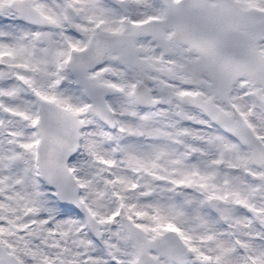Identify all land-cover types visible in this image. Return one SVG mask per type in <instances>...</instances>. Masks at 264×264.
<instances>
[{
	"label": "snow or ice",
	"instance_id": "6c2138e0",
	"mask_svg": "<svg viewBox=\"0 0 264 264\" xmlns=\"http://www.w3.org/2000/svg\"><path fill=\"white\" fill-rule=\"evenodd\" d=\"M0 264H264V0H0Z\"/></svg>",
	"mask_w": 264,
	"mask_h": 264
}]
</instances>
